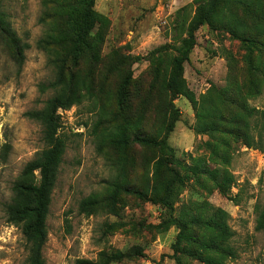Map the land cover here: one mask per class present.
<instances>
[{"label":"rangeland","instance_id":"obj_1","mask_svg":"<svg viewBox=\"0 0 264 264\" xmlns=\"http://www.w3.org/2000/svg\"><path fill=\"white\" fill-rule=\"evenodd\" d=\"M196 1L95 0L98 23L73 66L80 0H1L23 60L14 62L13 43L0 40V264L26 263L27 246L20 229L7 223L4 206L25 164L45 148L40 124L27 114L42 110L60 90L73 104L56 113L65 151L46 219L45 264H177V259L202 264L174 250L175 212L128 192L154 186V163L171 154L161 140L173 118L167 146L180 165H169L172 169L181 177H190L193 166L232 176L227 195L203 173L190 177L176 193L174 208L196 209V216L208 210L205 217L220 211L229 233L225 244L233 252L222 263L264 264V230L256 224L264 207V0H235L240 4L231 8L230 21L247 43L207 25L194 34L195 46L183 65L194 107L184 96L172 99L165 83L171 58L183 54L181 41ZM126 81L120 108L119 91ZM237 102L253 116L244 118ZM202 106L215 107L225 122L244 118L249 147L235 133H195ZM118 133L122 142L149 136L158 145L114 147ZM5 144L9 149L2 159ZM88 201L92 205L86 209ZM216 235L191 226L179 245L199 251V242Z\"/></svg>","mask_w":264,"mask_h":264},{"label":"trees","instance_id":"obj_2","mask_svg":"<svg viewBox=\"0 0 264 264\" xmlns=\"http://www.w3.org/2000/svg\"><path fill=\"white\" fill-rule=\"evenodd\" d=\"M95 0H80L81 10L74 19V38L72 43V64L76 66L81 57L82 50L87 47L88 39L91 31L98 23V14L93 10ZM196 14L188 26L187 37L181 42L183 54L180 57H173L170 60L169 73L166 78L165 90L174 99L178 96L186 97L195 107L196 101L191 92L185 86L183 81V65L188 60L189 53L195 46L194 34L198 29L207 25L213 30L227 29L241 43H247L238 30V25L230 21L231 8L239 5V1L235 0H197ZM227 13L229 16H227ZM264 31V30H263ZM264 33V32H261ZM0 40L11 41L15 47V56L13 61L21 63L23 60V48L15 36L10 32L7 21L4 19L2 5L0 0ZM251 41H249L250 43ZM129 82H124L119 91L118 106L123 108L127 95ZM219 101H222L219 96ZM68 94L64 90H60L52 99L45 103V107L40 111L30 112L27 116L38 122L42 128V136L44 150L36 155L34 159L25 164L18 177L12 184V198L9 203L4 206V213L7 223L18 227L21 231L23 240L27 246V258L25 264H45L42 255V249L46 243L47 227L46 219L48 216L51 194L54 189L61 159L65 151L64 142L59 137V123L56 115L59 109L67 110L72 106ZM237 108L243 112L244 118H251L253 114L249 109L237 102ZM222 113L215 107L209 110L208 107H200L196 113L197 122H195L193 130L199 135H210L213 133L231 134L235 133V137H243L246 140V146L249 147L250 136L247 133L249 123L244 118L237 116L232 117V121L225 122ZM217 120V122H214ZM176 119L168 123L164 129L161 143L166 146L171 154L167 159H161L154 163L152 171L153 187L142 190H128L132 195L137 196L140 200L151 201L155 204L163 206L170 212H175V218L171 220L178 230L177 245L174 250L181 256L193 258L202 264H223L222 259L232 257L233 252L225 244L229 238V233L222 221L224 214L215 211L212 215L196 216L195 211L188 207L182 206L175 209L176 193L182 185L198 174H205L219 193L227 195L226 186L232 181V176L226 171H200L198 166L189 167L190 177L183 176L172 169L169 165L177 163V159L173 156V151L167 146V138L172 133ZM234 131V132H233ZM123 134L118 133L114 136L112 145L120 147L129 143L140 144L145 146H156L158 142L149 136L135 137L132 141L122 142ZM248 143V144H247ZM9 146L5 144L2 147V159L7 155ZM180 165V163H177ZM164 171L163 175L162 172ZM36 173L38 176H36ZM164 177L163 180L161 177ZM38 178V179H37ZM92 205L88 201L84 206L86 209ZM256 224L258 229L264 230V207L257 214ZM191 226H200L205 230L216 232V236L207 237L206 240L199 242V251H191L180 247V243L186 241L187 230ZM190 241V240H189ZM191 242V241H190ZM197 243V242H196ZM177 264H182L180 259L176 260ZM77 264H87L86 262H78Z\"/></svg>","mask_w":264,"mask_h":264}]
</instances>
